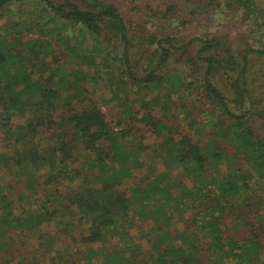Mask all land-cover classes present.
Returning a JSON list of instances; mask_svg holds the SVG:
<instances>
[{
  "label": "trees",
  "instance_id": "16d2710c",
  "mask_svg": "<svg viewBox=\"0 0 264 264\" xmlns=\"http://www.w3.org/2000/svg\"><path fill=\"white\" fill-rule=\"evenodd\" d=\"M255 57L259 0H0V264H264ZM109 60L116 122L78 82Z\"/></svg>",
  "mask_w": 264,
  "mask_h": 264
},
{
  "label": "rangeland",
  "instance_id": "374dc122",
  "mask_svg": "<svg viewBox=\"0 0 264 264\" xmlns=\"http://www.w3.org/2000/svg\"><path fill=\"white\" fill-rule=\"evenodd\" d=\"M259 4L264 5V0H259ZM231 9L228 19L223 22V29H216L215 32L229 36L230 40L236 45H245L248 40L247 37H252L256 21H252V18L247 19L246 21L241 15H238V17L233 16L235 15L234 10L236 8L232 7ZM206 19L207 17L204 16L203 18H200L199 21L193 23L190 31L197 34V36H201L200 32H202V28L198 27L202 23H209ZM109 61V66L100 63L98 65L91 64V66L82 65L77 67V70H83L85 74H79L80 77L78 82L81 87H86L89 90V97L95 98L100 103V106L107 114L108 119L111 122H116V112L119 111V109L116 108V94L120 93V88L125 86L119 76H116V73H119L116 69V62L112 60ZM252 63L253 65H256L254 68H251L249 77L254 86L257 87V89L259 87V90L264 92V88L261 87V83H263L264 80L263 75L261 74L262 69H264V59H257L255 57ZM144 65L145 62L143 61L139 69L141 70ZM106 72H111L114 78H108Z\"/></svg>",
  "mask_w": 264,
  "mask_h": 264
}]
</instances>
